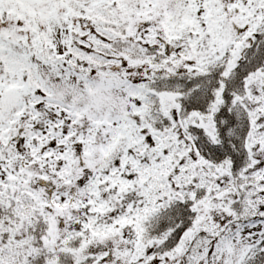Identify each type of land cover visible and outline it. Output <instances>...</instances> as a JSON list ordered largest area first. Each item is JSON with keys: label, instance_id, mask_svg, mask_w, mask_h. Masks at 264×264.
<instances>
[{"label": "snow or ice", "instance_id": "obj_1", "mask_svg": "<svg viewBox=\"0 0 264 264\" xmlns=\"http://www.w3.org/2000/svg\"><path fill=\"white\" fill-rule=\"evenodd\" d=\"M0 264H264V0H0Z\"/></svg>", "mask_w": 264, "mask_h": 264}]
</instances>
